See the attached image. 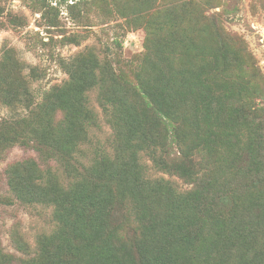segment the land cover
Masks as SVG:
<instances>
[{
    "label": "rangeland",
    "instance_id": "1",
    "mask_svg": "<svg viewBox=\"0 0 264 264\" xmlns=\"http://www.w3.org/2000/svg\"><path fill=\"white\" fill-rule=\"evenodd\" d=\"M253 168L264 0H0V264H264Z\"/></svg>",
    "mask_w": 264,
    "mask_h": 264
},
{
    "label": "trees",
    "instance_id": "2",
    "mask_svg": "<svg viewBox=\"0 0 264 264\" xmlns=\"http://www.w3.org/2000/svg\"><path fill=\"white\" fill-rule=\"evenodd\" d=\"M222 44H224V46L226 45L225 42H222ZM158 117L161 120H168L169 119V115H168V113L164 109H161V110L158 111ZM241 141H244V138H242ZM241 144H244V143L242 142ZM233 157H234L233 160H237V158H236L235 155ZM233 167H234V164H232L230 166V169L232 170ZM235 169H236V167H235ZM253 172H255V174H257V173H263L264 174V171L263 170H260L258 168H253ZM263 174H260V176H263L264 177ZM215 181H219V180H215ZM215 183H216L215 185H217V183H219V182H215ZM219 184L222 186L221 183H219ZM219 184L217 185V187L219 186ZM240 188L243 189V186L241 185ZM247 190H248V186H247ZM248 191H251V194L254 197V199L263 198V195L261 193L264 191V178L263 179L253 180L252 181V185L250 186V190H248ZM162 205H164V204H162ZM162 205H160L159 207H161ZM81 209L82 210H85V207H83ZM82 210H79L78 214H80L81 212H83ZM247 212L249 213V216L252 215V213H250L249 210H247ZM78 216H81V214L78 215ZM79 218H81V217H79ZM94 226H95V224H94Z\"/></svg>",
    "mask_w": 264,
    "mask_h": 264
}]
</instances>
